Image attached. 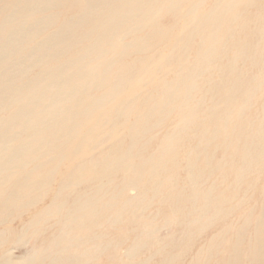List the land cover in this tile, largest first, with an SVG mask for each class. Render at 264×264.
I'll use <instances>...</instances> for the list:
<instances>
[{"label":"bare ground","instance_id":"6f19581e","mask_svg":"<svg viewBox=\"0 0 264 264\" xmlns=\"http://www.w3.org/2000/svg\"><path fill=\"white\" fill-rule=\"evenodd\" d=\"M102 260L264 264V0H0V264Z\"/></svg>","mask_w":264,"mask_h":264},{"label":"rangeland","instance_id":"374dc122","mask_svg":"<svg viewBox=\"0 0 264 264\" xmlns=\"http://www.w3.org/2000/svg\"><path fill=\"white\" fill-rule=\"evenodd\" d=\"M131 194L135 195V192H131ZM13 226H16V224H13ZM210 233L211 231H208L207 235ZM167 234H169L168 230H163L160 235L165 236ZM33 245V242H24L18 245L8 244L5 251H8V255L13 262H21L31 254ZM122 254H125V251H122ZM101 263L105 264V260H102Z\"/></svg>","mask_w":264,"mask_h":264}]
</instances>
